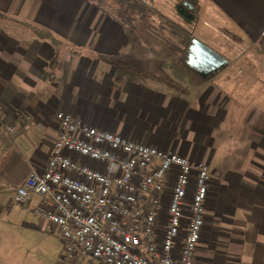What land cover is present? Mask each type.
Wrapping results in <instances>:
<instances>
[{
  "label": "crops",
  "instance_id": "crops-1",
  "mask_svg": "<svg viewBox=\"0 0 264 264\" xmlns=\"http://www.w3.org/2000/svg\"><path fill=\"white\" fill-rule=\"evenodd\" d=\"M172 1L161 4L168 18ZM195 2V24L208 8L264 59V0ZM136 4L142 18L160 11L153 0H126V10L119 0H0V264H23L22 229L45 240L47 230L57 232L32 212L37 196L19 205L13 193L31 169H44L59 111L205 162L210 180L194 263L264 264V96L250 107L230 81L200 77L179 58L164 70L154 57L157 73L135 68L142 65L135 49L145 63L151 50L133 42L129 11ZM18 19L50 30L58 42L37 37ZM215 21H205L201 32L219 46ZM155 54L177 57L174 49Z\"/></svg>",
  "mask_w": 264,
  "mask_h": 264
},
{
  "label": "built area",
  "instance_id": "built-area-1",
  "mask_svg": "<svg viewBox=\"0 0 264 264\" xmlns=\"http://www.w3.org/2000/svg\"><path fill=\"white\" fill-rule=\"evenodd\" d=\"M56 116L44 169L30 170L13 201L37 196L32 212L52 223L63 243L57 264H195L208 165L65 111Z\"/></svg>",
  "mask_w": 264,
  "mask_h": 264
},
{
  "label": "rangeland",
  "instance_id": "rangeland-1",
  "mask_svg": "<svg viewBox=\"0 0 264 264\" xmlns=\"http://www.w3.org/2000/svg\"><path fill=\"white\" fill-rule=\"evenodd\" d=\"M112 1L113 0H105L107 5H109ZM125 1L126 0H119L121 4L120 9L122 10H126V5H124ZM153 1L155 2L156 6L152 8L155 10H160L159 13L154 14V12L151 11L152 15H148L146 17L143 16L144 18H142L141 15H143L144 8L141 4H136L135 12L131 13L129 11L132 17V23H130L132 26H134L133 28L131 27L134 44L137 47L146 46L145 51L147 47L151 48V50H148L150 51V54L147 57V63L142 60L141 54L135 49V59H140L142 62V65L135 66V68L145 70L146 67H151L152 72L157 73L158 71L153 69V65H155V63L152 62V59L154 57L157 60L156 63L159 62V67L163 68L164 70L166 69L165 67L171 65V62L176 58H179V60L181 59V61L184 62L186 56L185 50L189 40L190 38H195L205 43L210 48L218 51L221 55L228 58L229 62H231L214 74V81L217 82L220 79L225 78L226 80L230 81L232 86L235 85L233 88L234 92L238 89V95H243V99L246 101V104H249L250 107L255 103L257 106H260V95L264 96V59H262L261 56L257 54L256 50L247 45V43H244L243 40L234 35L231 30L220 25L219 23H222L221 21H218L220 18L217 19L214 16L210 17L208 8H202L204 13L199 15V19L196 24L191 27L184 24L176 15L177 13L179 15L183 14L181 13L183 6L181 9L176 8L177 10L175 13L173 5H169L168 11L171 18H168V14L161 11V4L164 0ZM165 10L166 8L163 9V11ZM209 18L210 20L215 19L217 21L214 27L223 28L224 34H231L232 38L227 36H222L220 39L217 38L216 40L219 39L220 41L219 46L215 44L214 40L207 41V39H203L201 32L203 30L202 26L205 21L209 20ZM211 30L213 32L212 34L214 35L213 29ZM165 49L176 50L177 57H166L162 59V54H155L158 51L163 53ZM164 56L166 55L164 54ZM144 73L151 74L149 72ZM218 73L220 74L217 75ZM170 77L177 80L174 74H171ZM232 80L235 81L236 84H233L231 82ZM243 104L244 103L242 102V105ZM52 231L47 230L45 232L48 235L47 240H45L43 234L37 231L25 228L22 229L21 237L24 238L22 242V251L24 257L23 264H54L53 262L57 256L58 249L61 246L59 252L62 250L61 244L63 243L58 232H54L53 229ZM17 263L22 264V261H17Z\"/></svg>",
  "mask_w": 264,
  "mask_h": 264
},
{
  "label": "water",
  "instance_id": "water-1",
  "mask_svg": "<svg viewBox=\"0 0 264 264\" xmlns=\"http://www.w3.org/2000/svg\"><path fill=\"white\" fill-rule=\"evenodd\" d=\"M193 7L190 8L189 12L185 9V12L187 15H192V13H195L199 6L198 3L195 2L194 4H191ZM192 45L190 46V49L194 48V52H199V54L202 56H198L197 54L191 52L188 60L186 61V64L194 69L200 77H206L209 74L215 73L219 69L226 66L229 61L226 57L222 56L221 54L217 53L210 47L203 44L201 41L197 39L192 40ZM194 57V59H193ZM208 59L207 61H203L205 59ZM204 66H201V65Z\"/></svg>",
  "mask_w": 264,
  "mask_h": 264
},
{
  "label": "flooded vegetation",
  "instance_id": "flooded-vegetation-1",
  "mask_svg": "<svg viewBox=\"0 0 264 264\" xmlns=\"http://www.w3.org/2000/svg\"><path fill=\"white\" fill-rule=\"evenodd\" d=\"M191 4H194V0H173V3H172V5H173V9H174V11H175V13H176V10L177 9H181L182 8V6H183V9H181V13H183L182 15H179L178 13L176 14L180 19H181V21L184 23V24H186L187 26H194V24H195V19H196V16H197V14L199 13V10H197L195 13H192V15H187L186 14V12H185V9L189 12V10H190V8H192L193 6L191 5ZM177 8V9H176ZM215 23H217V21H215ZM215 23H214V25H215ZM219 23V22H218ZM220 25H222L221 23H219ZM218 26V25H217ZM223 26V25H222ZM224 27V26H223ZM214 28V33H215V35L220 39L222 36H227V37H231V35L230 34H228V35H226V34H224V29L223 28H220V27H213ZM226 33H228V32H226ZM232 38V37H231ZM193 39H195V38H190V40H189V43H188V45H187V48H186V50H185V53H186V56H185V60H184V62H185V64H186V61L188 60V58H189V56H190V53L192 52L193 53V55H194V48L193 49H190V46H193L192 45V40ZM198 40V39H197ZM200 41V40H199ZM203 43V42H202ZM203 44H205V43H203ZM206 45V44H205ZM206 46H208V45H206ZM194 47V46H193ZM209 47V46H208ZM212 49V48H211ZM214 50V49H213ZM214 51H216V50H214ZM217 52V51H216ZM217 53H219V52H217ZM195 54H197L198 56H201L200 54H199V52H196ZM220 54V53H219ZM223 56V55H222ZM201 58H202V56H201ZM193 59H194V57H193ZM208 59L206 58L205 60H203V61H207ZM201 66H204L203 64L201 65ZM192 69V68H191ZM220 70V69H219ZM218 70V71H219ZM192 71L194 72V69H192ZM217 72V71H216ZM215 72V73H216ZM197 73V72H196ZM198 74V73H197ZM212 74H214V73H212ZM212 74H209L208 76H211ZM208 76H206V77H208Z\"/></svg>",
  "mask_w": 264,
  "mask_h": 264
},
{
  "label": "trees",
  "instance_id": "trees-1",
  "mask_svg": "<svg viewBox=\"0 0 264 264\" xmlns=\"http://www.w3.org/2000/svg\"><path fill=\"white\" fill-rule=\"evenodd\" d=\"M0 14L5 15L4 13L0 12ZM20 24H23L25 27H27L29 30L32 31V33L34 35H36L37 37L41 38V39H46L49 40V42L53 45H55V43H57V39L55 37V35L48 29L43 28L41 26L35 25L32 22L29 21H22L20 19L17 20ZM52 62H56V60H52Z\"/></svg>",
  "mask_w": 264,
  "mask_h": 264
}]
</instances>
